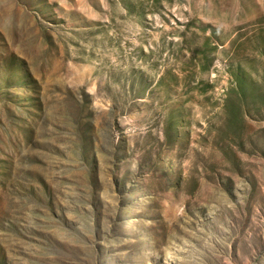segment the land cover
I'll return each mask as SVG.
<instances>
[{
  "label": "rangeland",
  "instance_id": "1",
  "mask_svg": "<svg viewBox=\"0 0 264 264\" xmlns=\"http://www.w3.org/2000/svg\"><path fill=\"white\" fill-rule=\"evenodd\" d=\"M0 264H264V0H0Z\"/></svg>",
  "mask_w": 264,
  "mask_h": 264
}]
</instances>
